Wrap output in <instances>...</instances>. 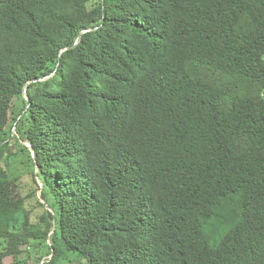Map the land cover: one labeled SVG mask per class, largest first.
<instances>
[{
    "label": "trees",
    "instance_id": "1",
    "mask_svg": "<svg viewBox=\"0 0 264 264\" xmlns=\"http://www.w3.org/2000/svg\"><path fill=\"white\" fill-rule=\"evenodd\" d=\"M0 264H264V0H0Z\"/></svg>",
    "mask_w": 264,
    "mask_h": 264
},
{
    "label": "rangeland",
    "instance_id": "2",
    "mask_svg": "<svg viewBox=\"0 0 264 264\" xmlns=\"http://www.w3.org/2000/svg\"><path fill=\"white\" fill-rule=\"evenodd\" d=\"M251 89H253V90H258L259 89L260 90L261 87L260 86H258V87L252 86ZM20 167L22 168V170L24 169L23 172H26V171L29 170V169L26 170L22 164L20 165ZM13 170H14V172H17L18 173L20 171V168L18 166H14L13 167ZM6 262L8 263L9 260L7 259Z\"/></svg>",
    "mask_w": 264,
    "mask_h": 264
},
{
    "label": "water",
    "instance_id": "3",
    "mask_svg": "<svg viewBox=\"0 0 264 264\" xmlns=\"http://www.w3.org/2000/svg\"><path fill=\"white\" fill-rule=\"evenodd\" d=\"M26 89H24V93H25Z\"/></svg>",
    "mask_w": 264,
    "mask_h": 264
}]
</instances>
